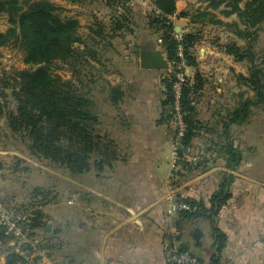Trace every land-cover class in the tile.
<instances>
[{
	"label": "trees",
	"instance_id": "1",
	"mask_svg": "<svg viewBox=\"0 0 264 264\" xmlns=\"http://www.w3.org/2000/svg\"><path fill=\"white\" fill-rule=\"evenodd\" d=\"M104 1L105 7L112 9L119 6L124 11L114 10L109 24L95 17L96 20L92 23L94 25L88 26V32L83 35L80 32V22L74 17L62 16L61 8L50 0H0V14L6 16L8 24L5 31H0V47L9 43L16 45L28 65L27 68L16 70L9 77L11 78L9 81H1L0 115L3 113L2 104H7L9 97L13 107H7L4 111L5 122L9 130L25 143L29 154L38 160H46L63 167L75 175L92 169L102 171L112 166L118 156L115 141L99 127L100 118L90 94L91 86H85L82 81L84 77L89 76L88 81L94 83L97 77H100V71L95 70V66L100 64L102 46L111 47L110 38L115 35L114 32L128 30L132 23V0ZM209 1L211 8L223 6L221 12L224 15L237 16L238 22L244 28L242 30L236 28L235 32L243 33L244 37H248L249 30L257 29L264 21V0ZM151 2L153 8L145 17L146 25L151 31L159 33L161 45L171 63V68L162 78L164 85L163 98L160 101L162 112L158 123H169L173 118V84L176 81L177 66L181 61L178 47L182 48L185 65L197 67L196 56L191 48L198 38L194 33L188 32L176 40L168 32L172 27V16L188 18L190 15L186 11L177 12L176 0ZM208 14L209 12L204 10L191 14L190 22L193 23L197 21L194 18L205 17ZM210 22H213L211 18L206 21ZM249 38L245 48L234 41H229L222 44L221 50L237 62L248 60L249 74L246 76L237 73L235 78L244 82V85L253 92V96L243 98L242 93H237L236 96H240V100L228 112L227 119L223 120L221 131L216 136L218 139L208 140L203 151L194 154L198 158L196 162L187 161L185 155H193L191 153L193 140L201 131L208 130L197 118L193 106L194 95L204 82L202 75L196 70L193 81L183 83L180 90V108L185 129L178 140L175 138L176 170L173 174L202 171L209 162L215 163L218 158L224 161L225 171L221 174L218 189L211 195L209 206H205L202 201L176 197L192 207L191 211L178 212L182 219L187 222L203 220L210 225L213 257L226 242V235L217 226L216 218L222 206L231 197L230 186L234 181V175L230 171L234 170L242 159L241 151L235 147L231 139L229 126L247 121L252 107L264 106V53L260 56L261 60L256 62ZM137 48H140L139 45ZM58 63L67 65L74 78L63 79L54 73V68L59 67ZM84 69L86 72H83ZM82 86L85 90H82ZM7 89H10L9 93ZM102 89L111 105H116L124 97V90L120 84L112 85L107 82ZM174 133L176 136V128ZM1 166L0 160V168ZM47 194L48 190L40 186L32 187L28 200L20 205V210L27 212L21 224L27 241L7 233L0 227L3 264H37L39 257L37 254L31 256L32 253L41 248H48L42 239L37 238L45 234L47 221V215L41 207L57 198V196L49 198ZM34 239L39 240L35 246L31 244ZM181 250L189 251L186 247ZM189 252L195 255L194 252Z\"/></svg>",
	"mask_w": 264,
	"mask_h": 264
},
{
	"label": "crops",
	"instance_id": "2",
	"mask_svg": "<svg viewBox=\"0 0 264 264\" xmlns=\"http://www.w3.org/2000/svg\"><path fill=\"white\" fill-rule=\"evenodd\" d=\"M232 59L196 58L199 69L203 66L207 71L204 81H210L196 106L197 118L208 130L193 140V155L186 154L187 161L196 162L194 154L202 152L208 140L218 139L221 109L202 102L225 92L227 80L236 71L233 63L237 61ZM131 60L124 58V162L118 159L102 171L81 174L88 175L91 183H76L68 203L57 195L41 207L50 230L44 229L45 234L37 238L48 248L31 256L37 254V264H169V252L186 247L200 264H264V115L243 122L247 131L239 128L231 136L242 159L230 171L234 175L231 197L216 218L226 242L213 257L208 222H187L178 213L168 214V197L190 198L209 206L225 171L224 161L218 158L202 171L173 174L175 128L170 122L158 123L164 72L142 69ZM195 71L184 67L190 78ZM243 123L231 124L229 131ZM196 227L200 230L197 239L193 237ZM0 257L3 264V254Z\"/></svg>",
	"mask_w": 264,
	"mask_h": 264
},
{
	"label": "rangeland",
	"instance_id": "3",
	"mask_svg": "<svg viewBox=\"0 0 264 264\" xmlns=\"http://www.w3.org/2000/svg\"><path fill=\"white\" fill-rule=\"evenodd\" d=\"M50 1L61 8L60 14L62 16H71L80 22V32L83 35L88 32V26L94 25L92 23H94L96 18L109 24L114 10H120V12L124 11V9L122 10L119 6L112 9L105 7L104 0H78V2L75 3L69 0ZM151 1L152 0L131 1L133 16L130 27L125 31L123 29L117 31L118 33L114 32L115 35L110 38L111 47L102 46L100 51V64L95 66V70L100 71V77H97L94 83L88 81L89 76L82 79L85 86H91L90 94L95 102V107L100 118L99 127L107 133L109 138L115 141L118 154L117 160L120 159L121 162H124V97L116 105H111L106 100L105 92H103L104 90L102 88H105L107 82H109L112 85L120 84L124 90V58L130 56L133 61L138 64L139 51L144 45L160 49L166 57L163 46L161 45L159 33L153 32V30L151 31L146 25L145 17L153 8ZM209 3V0H176L177 12L186 11L191 15L204 10L209 12V14L205 15V17L194 18L197 21L193 23L190 22V15L188 18L171 17L172 27L168 29V32L172 34L176 40H179L184 33H194L198 39L194 46H192L191 51L195 54L196 58L200 57L202 60L208 57L232 59V56L221 50L222 44L234 41L242 48H245L248 41L247 38L250 37L249 40H251L255 61L259 62L261 60L260 56L264 53V21L257 29H250L248 37H244L242 35L243 33L235 32L236 28H240L239 30L244 28L243 25L238 22L239 20L235 14L224 15L221 12L223 6L214 9L209 6ZM209 18H211L213 22L206 23ZM233 23L237 25L235 26ZM7 26L6 16L0 14V31H5ZM109 35L111 34L109 33ZM105 43L107 44V42ZM137 45H139L140 48H137ZM210 51L212 52L210 53ZM133 61L131 60V62ZM233 64L236 66V71H232L231 81L227 80L226 88L224 89L225 92L222 93V96L209 100L205 98L203 102L201 101L202 105L208 104V106H216L221 109V114L218 116L219 122H223L221 121L223 118L225 121L228 112L238 104L240 96H236L237 93H242L243 98L253 94V92L244 85V82L235 78L236 72L240 74L244 73L246 76L249 74L250 64L248 60L245 59ZM58 66L59 67L54 68V73L60 75L63 79L74 78L67 65L58 63ZM27 67L28 65L24 62L23 53L16 45L9 43L0 47V84L2 80L9 81L11 79L9 77L13 75L16 70ZM170 68L171 63L169 62V69ZM194 68L201 75L207 73L205 67L203 68L202 66L203 71L199 69L198 64L197 67ZM167 70L162 71L165 74ZM83 72H86V70L84 69ZM209 82V79L202 82L201 89L197 90L194 95L193 106L195 107V112H197L196 106L198 104V97L201 96L200 94H203V90H207ZM77 84L81 86L79 83ZM81 88L85 90L83 86ZM7 92L9 93L10 89H7ZM6 102L7 104H2L3 113L0 115V160L2 163L0 168V203L6 209L17 210L27 215L26 211L20 210V205L28 200L31 189L35 186H40L48 190L47 196L49 198L62 195L61 200L68 203L67 196L72 193L73 188H75L74 186H76L75 184H90V177L88 175L81 176V174H72L63 167L51 164L46 160H38L32 157L25 143L20 140L17 134L9 130L5 122L4 111L7 107H13V102L10 101L9 97ZM263 107H252L247 121H253L263 116ZM170 123L177 129L174 118H172ZM245 125L246 123H243L242 127H234L235 129L233 128L230 130V135L233 136L235 132L238 133L239 128L246 130L245 128L247 127H245ZM90 171H92V174L96 172L93 169ZM88 172H86V174H88ZM1 252L2 249L0 248V254ZM0 264H2L1 257Z\"/></svg>",
	"mask_w": 264,
	"mask_h": 264
},
{
	"label": "built area",
	"instance_id": "4",
	"mask_svg": "<svg viewBox=\"0 0 264 264\" xmlns=\"http://www.w3.org/2000/svg\"><path fill=\"white\" fill-rule=\"evenodd\" d=\"M178 56L180 57L181 61L177 66V73H176V81L173 84V91H174V102L172 107L173 118L177 125V135L176 140H178L185 129V124L182 118V111L180 108V90L183 83L186 81L192 82L193 78H190L184 73L185 60L182 55V48L181 46L178 47ZM192 207L184 202L176 199L173 196L168 197V206L167 212L168 214H176L179 211H191ZM26 214L22 212H18L12 209H6L0 203V227L4 228L7 233L13 234L16 236L21 237L23 240L25 239V235L22 232L21 224L25 220ZM27 241V240H26ZM38 239H34L32 241V245L35 246L38 243ZM167 261L169 264H200L199 259L196 255L192 254L189 251L181 250L174 248L172 249L168 256ZM53 264H60V263H53ZM107 264H121L118 261H111Z\"/></svg>",
	"mask_w": 264,
	"mask_h": 264
},
{
	"label": "water",
	"instance_id": "5",
	"mask_svg": "<svg viewBox=\"0 0 264 264\" xmlns=\"http://www.w3.org/2000/svg\"><path fill=\"white\" fill-rule=\"evenodd\" d=\"M139 66L142 69H156L167 70L169 69V61L164 56L162 51L157 48H141L139 51ZM211 163H209V166ZM45 230H50V224L45 226ZM200 230L196 227L194 229L193 237L198 238Z\"/></svg>",
	"mask_w": 264,
	"mask_h": 264
}]
</instances>
